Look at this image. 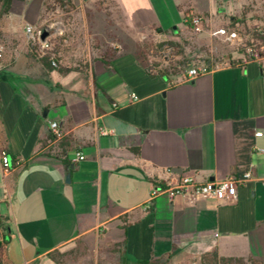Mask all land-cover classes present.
I'll use <instances>...</instances> for the list:
<instances>
[{
    "label": "crops",
    "instance_id": "obj_1",
    "mask_svg": "<svg viewBox=\"0 0 264 264\" xmlns=\"http://www.w3.org/2000/svg\"><path fill=\"white\" fill-rule=\"evenodd\" d=\"M66 1L77 21L61 28L79 32L61 39L54 69L24 45L0 69V153L9 164L0 165L2 264H61L58 252L98 241L124 263L184 255L264 264V54L231 50L178 71L163 56L193 29L186 13L237 31L243 10L264 0ZM33 4L39 11L41 0ZM201 65L206 73L183 80ZM246 172L232 198L149 201L152 187L182 175L205 182Z\"/></svg>",
    "mask_w": 264,
    "mask_h": 264
},
{
    "label": "rangeland",
    "instance_id": "obj_2",
    "mask_svg": "<svg viewBox=\"0 0 264 264\" xmlns=\"http://www.w3.org/2000/svg\"><path fill=\"white\" fill-rule=\"evenodd\" d=\"M36 1L33 0L35 3ZM28 2L29 0H13L6 14H1L2 7L0 4V69L2 66L15 64V51L21 45H24L25 48L30 50V54L37 55L38 58L49 56L51 59L58 57L55 48H59L60 51L62 48L65 49L63 46L66 45H62V38L68 37L71 33L78 35L79 30L76 28L69 30L61 28L62 24L77 21L73 8L66 0H41L39 11H37L35 4H33V7L26 5ZM237 20L239 26L237 35L240 41L225 42L222 38L212 35L214 30L200 24L198 29H192L187 34L186 39L182 40L179 45L173 46L169 53V66L178 71L189 59L206 61L210 57L216 58V56L229 53L231 50L244 52L247 47L258 50L261 46H264V4L252 7L248 5L242 14L237 17ZM26 25L32 26L35 32L40 34L34 41L26 39L23 32ZM60 28L61 35L52 34L53 31H59ZM204 30L210 36L202 37L200 33ZM43 34L44 36L41 38ZM80 43H83L82 40ZM79 45L76 43L77 48ZM80 48L84 49L85 47L81 44ZM90 49L93 52L99 49V45L92 42ZM150 51L154 56V52L158 50ZM261 52L264 54V49ZM65 56L67 57L66 54ZM158 58L154 57V60H156L154 62H158ZM75 64L82 67L84 63L77 60ZM2 211L7 212L8 207L5 202L0 201V214L3 213ZM56 256L61 264H133L124 263L120 260L115 252H111L109 247H105L103 241H98L87 249L79 243H75L72 247L58 252ZM148 264L205 263L184 255H176L171 258L151 259Z\"/></svg>",
    "mask_w": 264,
    "mask_h": 264
},
{
    "label": "built area",
    "instance_id": "obj_3",
    "mask_svg": "<svg viewBox=\"0 0 264 264\" xmlns=\"http://www.w3.org/2000/svg\"><path fill=\"white\" fill-rule=\"evenodd\" d=\"M200 17L197 15L191 16L190 24L193 29H198L200 26ZM24 35L28 41H34L35 38L40 36L39 33H36L35 30L30 25L24 27ZM212 35L222 38L225 42H232L235 40L240 41L237 31L235 30H226L224 28L216 29L212 32ZM262 48L258 50L253 48H245L244 54L250 58H257L261 52ZM170 50L169 48L164 49L163 56L169 57ZM208 71V68L205 65L201 66H190L186 68L183 80L190 81L195 79L198 75L204 74ZM49 130L54 139H60L62 137V132L60 130L59 124L55 121H50L48 123ZM102 134H106L107 131L101 130ZM260 132H256L255 136H260ZM83 159L82 154L75 153L73 161H80ZM0 165L3 171H7L9 168L8 160L6 155L2 152L0 153ZM251 177L250 172H246L243 176V179L238 180L234 177H227L219 181H205L198 182L193 176L182 175L175 184L167 183L165 186L161 187H152L149 191V201L160 196L165 195L169 200L173 199L176 196L187 197L189 199H194L197 197L201 198H214V199H225L232 198L235 195L236 187L239 183L249 179ZM264 181V179H262ZM1 232V229H0Z\"/></svg>",
    "mask_w": 264,
    "mask_h": 264
},
{
    "label": "trees",
    "instance_id": "obj_4",
    "mask_svg": "<svg viewBox=\"0 0 264 264\" xmlns=\"http://www.w3.org/2000/svg\"><path fill=\"white\" fill-rule=\"evenodd\" d=\"M12 1L13 0H0V4H1V7H2L1 14H6L8 12V10L10 9V5H11ZM191 16H193V15H191L189 13L185 14L186 23H187V25L189 27L192 28V26L190 24ZM199 17H200V20H201V16H199ZM246 58H250V57L246 56ZM41 63L47 70H52V69H54L53 65H55L56 59L55 58H51L50 59L49 56H43L41 58ZM3 219L4 218L0 217V229H1V232H0V264H2L1 257H2V254H3V247H4L5 243H6V239H5L4 233H3V231H4V227L2 225V220ZM214 257H215V255H214ZM148 263H149V261L137 262V264H148ZM202 263H203V259H202Z\"/></svg>",
    "mask_w": 264,
    "mask_h": 264
},
{
    "label": "water",
    "instance_id": "obj_5",
    "mask_svg": "<svg viewBox=\"0 0 264 264\" xmlns=\"http://www.w3.org/2000/svg\"><path fill=\"white\" fill-rule=\"evenodd\" d=\"M43 36H44V34L41 36V38H42ZM68 177H69V176L67 175V176H66V179H67Z\"/></svg>",
    "mask_w": 264,
    "mask_h": 264
}]
</instances>
